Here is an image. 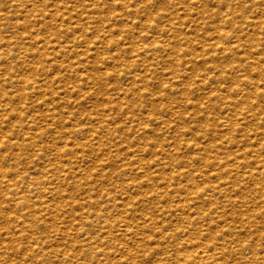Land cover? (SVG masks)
Wrapping results in <instances>:
<instances>
[{"label":"rangeland","instance_id":"obj_1","mask_svg":"<svg viewBox=\"0 0 264 264\" xmlns=\"http://www.w3.org/2000/svg\"><path fill=\"white\" fill-rule=\"evenodd\" d=\"M262 245L264 0H0V264Z\"/></svg>","mask_w":264,"mask_h":264},{"label":"bare ground","instance_id":"obj_2","mask_svg":"<svg viewBox=\"0 0 264 264\" xmlns=\"http://www.w3.org/2000/svg\"><path fill=\"white\" fill-rule=\"evenodd\" d=\"M243 67H245V66H243ZM20 203H22L23 202V199L22 198H19V200H18ZM102 214V213H101ZM97 216V215H96ZM100 216V215H99ZM102 216V215H101ZM98 218V217H97ZM28 225V224H27ZM85 231V230H84ZM84 233H82L81 235H83ZM87 234V233H86ZM46 238H48L47 236H45ZM100 250V249H99ZM57 252V251H56ZM59 252V251H58ZM102 253V252H101ZM62 254H64V252L62 253ZM63 258V257H62ZM64 258H66V260H69L68 259V255H66V256H64ZM193 259V258H192ZM61 260H63V259H61ZM193 262V261H192ZM191 262V263H192ZM63 264H65V263H63Z\"/></svg>","mask_w":264,"mask_h":264},{"label":"snow or ice","instance_id":"obj_3","mask_svg":"<svg viewBox=\"0 0 264 264\" xmlns=\"http://www.w3.org/2000/svg\"><path fill=\"white\" fill-rule=\"evenodd\" d=\"M261 251L264 252V245L261 246Z\"/></svg>","mask_w":264,"mask_h":264}]
</instances>
